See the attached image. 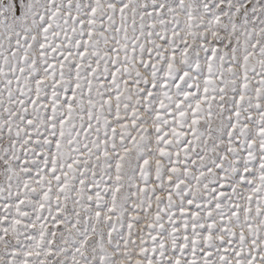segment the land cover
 Instances as JSON below:
<instances>
[{"label": "snow or ice", "instance_id": "1", "mask_svg": "<svg viewBox=\"0 0 264 264\" xmlns=\"http://www.w3.org/2000/svg\"><path fill=\"white\" fill-rule=\"evenodd\" d=\"M0 264H264V0H0Z\"/></svg>", "mask_w": 264, "mask_h": 264}]
</instances>
